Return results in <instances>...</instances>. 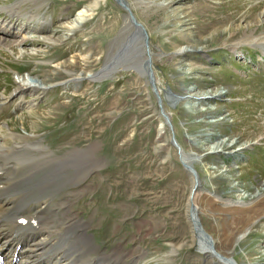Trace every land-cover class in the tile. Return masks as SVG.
<instances>
[{
	"label": "rangeland",
	"instance_id": "obj_1",
	"mask_svg": "<svg viewBox=\"0 0 264 264\" xmlns=\"http://www.w3.org/2000/svg\"><path fill=\"white\" fill-rule=\"evenodd\" d=\"M0 1L3 5L13 0ZM44 1L46 6L40 9L55 30L80 3L84 4L64 21L69 29L64 28L63 36L69 35L68 40L57 39L63 30L55 35L45 30L43 34L49 32L54 40L34 39L26 45H12L11 49L2 46L0 78L7 77L10 64L21 62L14 61L19 56L28 57L31 63L28 74L10 72L8 89L14 87L12 76L34 79L18 81L21 83L45 86L72 75L90 79L89 73L100 69L108 41L123 22L124 9L114 0H101L97 9H91H95L91 16L83 14L78 25L70 28L69 22L74 21L78 11L90 9L92 0ZM124 1L138 26L149 33L155 76V82L150 81L160 103L156 104L157 98L139 69H132L136 73L124 71L101 80L102 84L93 79L70 80L77 83V89L67 81L60 82L46 89L36 114L19 106L18 116L11 122L19 131L37 130L59 153L98 141L94 152L103 162L92 167L88 176H92L91 189L74 205L89 222L87 230L95 231L96 240L107 250H112L115 242L130 247L138 240L145 248L140 263L145 259V264H211L212 258L203 256L208 252L202 242L193 239L185 214L191 181L177 157L181 153L196 155L193 165L209 190L200 183L208 195L198 194L196 198V204L204 209L198 216L217 241L219 228L228 232L245 223L241 214L233 218L227 216L229 212H242L253 208L256 200H264V64L258 60L263 49L253 43V33L264 29L256 21V14L264 13V0ZM119 31L112 36L113 47ZM212 34L215 36L210 38ZM181 48L183 52H177ZM161 105L170 120L165 122L168 125L162 145L155 150V135L160 134L158 127L163 124L158 115ZM111 119L113 126L106 127ZM169 132H174L175 139L172 134L169 137ZM166 152L170 156L163 158ZM60 156H45L46 161L29 158L28 173L22 180L52 190L55 182H30V177L36 168L51 173L65 160L77 158ZM73 172V167L67 168L68 174ZM65 178L63 174L60 180ZM102 182L104 187L100 186ZM27 189L15 192L19 195L16 204L24 199ZM210 189L237 206L216 204ZM30 193L40 195L44 191ZM192 240L205 254L191 244ZM234 248L238 262L245 257L253 264H264V216Z\"/></svg>",
	"mask_w": 264,
	"mask_h": 264
},
{
	"label": "bare ground",
	"instance_id": "obj_2",
	"mask_svg": "<svg viewBox=\"0 0 264 264\" xmlns=\"http://www.w3.org/2000/svg\"><path fill=\"white\" fill-rule=\"evenodd\" d=\"M31 1H36V4H43L44 2L43 0H13L12 2L0 5V9H6V11L8 12V17L1 16L0 14V50L2 46L4 48L11 49L12 45H19L20 43H25V41L29 40L28 35H30V30L38 31L39 34V31L45 28L47 18H43L42 15H40V11L37 10V7L39 5H36L34 8H30V13L28 12L29 10H26L28 6H31L27 2ZM100 1L101 0H92V3L89 5L90 9L78 11L74 21L69 22L67 26H69L70 28L74 27V25H76L81 19L80 16H82L83 14H92L93 11H91V9L99 6ZM121 2L124 3L125 1L121 0ZM124 4L127 5L126 2ZM131 11V8L128 7V16L126 14V18L124 20L125 23L119 31L117 41L115 43V46L113 47L111 54L109 55L107 64L95 72H90V79L97 78V73H105L108 70H111L108 68L118 66L115 72L124 70L121 68L129 67V69L132 70L131 67H139L141 69L139 70L140 75L144 76L147 80L155 82L154 73L151 70L148 72L145 69V60H148L147 62L149 63L151 62L150 57H152L150 49L145 47L141 40V34L145 35V33L143 29L136 23L137 21L132 15ZM23 15L24 21H22ZM256 16H258L256 21L257 23H259V27L264 26V13L261 12L260 14H256ZM48 36L46 34L43 37L44 39L49 40L50 38V40H54V38ZM214 36L215 35L212 34V36L209 37L213 38ZM253 36V43L258 44L264 50V29L253 33ZM202 40L204 41L205 39ZM237 45L238 44H235L234 46L236 47ZM141 46H143L144 48L142 49ZM12 50L14 51L15 48L13 47ZM177 52H183V49L181 48ZM190 69L194 71L193 66H190ZM157 85L158 83L156 81V86ZM38 89L45 90L46 86L40 83L31 84L17 82V86L15 87L14 92H12L10 95H26L27 92L33 93ZM0 96L7 97L8 95L4 92H0ZM25 105L28 108H32L34 103L27 101ZM159 110L160 113L167 116L168 120H170V115L168 113H165L162 105L161 107H159ZM29 113L36 114L34 110ZM162 122V126L160 128L158 127V132H160V134H157V142L160 146L163 142L162 138L165 134V128L168 125L165 123V119L162 120ZM6 126L7 122L3 123V125L0 126V164L3 165V171L11 167L8 163H11V165H15L18 168L24 167L27 169L29 158L35 156L34 158H36V160L46 161V157L48 158L50 156V152L45 150V146H43V148L39 152H35L33 148H31V145L33 143L31 134H19L15 132V135H12L6 131ZM169 142L170 144L175 145L173 139H169ZM94 147V144H90L87 148L83 150L69 151V156L78 157V155L85 153L88 154V159L91 160L94 164H96L97 161L101 159H97V157L94 155ZM63 156L64 155H61L60 158H62ZM180 157L191 168L194 167L193 161L195 160L196 155L193 156L192 153H181ZM14 160L17 161L15 162ZM189 175L191 181V188L194 187V191L191 192L190 188L186 204V213L188 216V221L190 222L193 239H198L202 242V245L208 252V256L215 260L216 264H226V261L223 257L229 258V255L232 253L236 244H238L244 238L246 232L249 231V228L255 225L260 220V218L258 219V217L263 216L264 200H256V203L253 204V208L249 207L250 209H244V211L242 212H229L227 216L233 218L234 216L236 218L237 216H239V214H241L240 217L244 218L245 223L236 226L228 232H225L223 229L219 228L218 232L220 234L218 233V235L220 236V238L217 241V238H214V236L210 235L206 230H200L199 226L195 225L192 219L193 217H196L194 211H196L198 215V213L203 209L199 204H196V198L198 197V194L208 195V193L204 192L200 188V183L202 181L198 177L197 173L193 172L192 170H189ZM0 177H3V175L0 174ZM23 178L24 176L21 175L13 178H8L4 182H0V248L8 249L14 240H16V243H20V247L18 248V258L10 264H77L74 261L75 256L73 254V251L75 250V246L82 236L81 227L83 224L76 219L71 220L65 217V213L69 215L75 214V212L73 211L70 214L71 205H69L66 210L58 209L56 212L54 210H46L43 208L36 209L29 216V218L36 219L38 226L28 225L26 228H21L20 225L17 223V219L23 218L29 213L26 214L24 211H22V207L16 209L14 207H9L8 205L5 206L3 204V202H5V204H7L8 202H14V205H16V201L19 199V195L15 192H18L19 190H21L22 188L24 189L25 187L28 188V191L34 193L40 191H44V193L48 192L45 188L36 186L38 185L36 183L32 184L28 183V181L26 180L23 181ZM83 178L84 177L78 180V182L75 184V188L71 190L72 192H77L81 189L90 187V183H85V181L82 182ZM197 180H199V184ZM53 184L55 185L53 189H55L57 186H60L59 183ZM42 185H44V183H42ZM27 190L24 192L23 198L25 199L33 195V200L37 202L40 195L32 194ZM258 193H256L255 195H257ZM214 198L217 203L221 205L225 204L228 207L237 206L236 202L233 200L222 199V197L216 195ZM239 201L241 202L242 200ZM202 202L203 201H201V203ZM236 220L239 221V219ZM84 224L85 226L87 225L86 220H84ZM59 240H63V244L56 245V242H58ZM68 249H71L70 254L67 253ZM116 249L120 250V246L118 245ZM133 251H137L136 248H134Z\"/></svg>",
	"mask_w": 264,
	"mask_h": 264
},
{
	"label": "water",
	"instance_id": "obj_3",
	"mask_svg": "<svg viewBox=\"0 0 264 264\" xmlns=\"http://www.w3.org/2000/svg\"><path fill=\"white\" fill-rule=\"evenodd\" d=\"M127 10H128V8H127ZM144 36V40H145V42H146V40H147V34H145V35H143ZM146 61H148V60H146ZM148 63V62H147Z\"/></svg>",
	"mask_w": 264,
	"mask_h": 264
}]
</instances>
